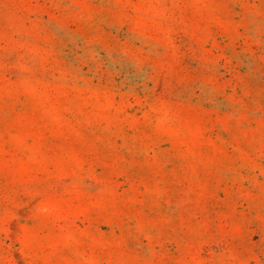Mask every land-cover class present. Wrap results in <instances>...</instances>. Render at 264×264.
I'll use <instances>...</instances> for the list:
<instances>
[{
	"label": "rangeland",
	"instance_id": "rangeland-1",
	"mask_svg": "<svg viewBox=\"0 0 264 264\" xmlns=\"http://www.w3.org/2000/svg\"><path fill=\"white\" fill-rule=\"evenodd\" d=\"M0 264H264V0H0Z\"/></svg>",
	"mask_w": 264,
	"mask_h": 264
}]
</instances>
